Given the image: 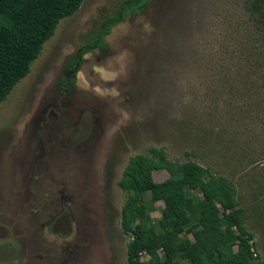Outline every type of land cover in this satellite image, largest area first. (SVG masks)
I'll use <instances>...</instances> for the list:
<instances>
[{
	"label": "rangeland",
	"instance_id": "rangeland-1",
	"mask_svg": "<svg viewBox=\"0 0 264 264\" xmlns=\"http://www.w3.org/2000/svg\"><path fill=\"white\" fill-rule=\"evenodd\" d=\"M124 1L84 0L0 104V264H130L119 182L152 148L235 183L264 263L263 14L254 0H147L69 72Z\"/></svg>",
	"mask_w": 264,
	"mask_h": 264
},
{
	"label": "trees",
	"instance_id": "trees-1",
	"mask_svg": "<svg viewBox=\"0 0 264 264\" xmlns=\"http://www.w3.org/2000/svg\"><path fill=\"white\" fill-rule=\"evenodd\" d=\"M254 1V9L264 16V0ZM83 2L0 0V104L30 73L61 21L75 15ZM146 2L125 0L105 18L96 35L74 54L69 72L77 74L84 56L104 49V37L111 28ZM162 169L169 178L156 182L153 173ZM119 184L129 196L121 226L130 237V264H259L251 251L254 233L246 225L237 188L229 178L194 161H172L164 149L152 148L149 154L130 159ZM158 202L164 208L155 222L148 211ZM227 229L232 230L230 235Z\"/></svg>",
	"mask_w": 264,
	"mask_h": 264
},
{
	"label": "built area",
	"instance_id": "built-area-1",
	"mask_svg": "<svg viewBox=\"0 0 264 264\" xmlns=\"http://www.w3.org/2000/svg\"><path fill=\"white\" fill-rule=\"evenodd\" d=\"M251 244H253V242H251ZM252 255L253 257L258 261L259 264H264L261 262L260 256L259 254L256 252V250L254 248H252Z\"/></svg>",
	"mask_w": 264,
	"mask_h": 264
}]
</instances>
